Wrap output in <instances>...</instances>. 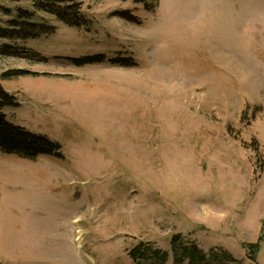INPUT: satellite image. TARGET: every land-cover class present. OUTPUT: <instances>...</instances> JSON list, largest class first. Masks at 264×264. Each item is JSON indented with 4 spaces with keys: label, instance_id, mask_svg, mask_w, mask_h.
Returning a JSON list of instances; mask_svg holds the SVG:
<instances>
[{
    "label": "rangeland",
    "instance_id": "rangeland-1",
    "mask_svg": "<svg viewBox=\"0 0 264 264\" xmlns=\"http://www.w3.org/2000/svg\"><path fill=\"white\" fill-rule=\"evenodd\" d=\"M44 1L0 0V84L63 158L0 150L1 264H173L176 234L264 264V0Z\"/></svg>",
    "mask_w": 264,
    "mask_h": 264
},
{
    "label": "trees",
    "instance_id": "trees-1",
    "mask_svg": "<svg viewBox=\"0 0 264 264\" xmlns=\"http://www.w3.org/2000/svg\"><path fill=\"white\" fill-rule=\"evenodd\" d=\"M143 3L147 10H152L151 0H135ZM42 8L55 14L62 21L81 26L85 22L82 15L83 2L81 0H46L41 3ZM83 21V22H82ZM94 58H105L103 55L88 57L78 62L80 65L94 62ZM123 66H134L135 62H122ZM17 104L15 97L7 92L0 84V150L5 153H14L26 159L36 160L42 155L63 158L61 147L58 143L48 137L31 132L22 126L16 125L7 120L4 113L6 106ZM152 242H140L130 251V257L136 264H168L169 252L162 248L155 247ZM173 264H245L239 261L228 250L220 252L206 253L200 245L192 240H188L181 234L172 237ZM260 243H249L247 248V258L249 264H259L257 254ZM1 264V262H0Z\"/></svg>",
    "mask_w": 264,
    "mask_h": 264
}]
</instances>
